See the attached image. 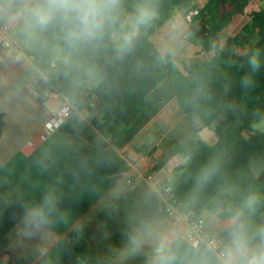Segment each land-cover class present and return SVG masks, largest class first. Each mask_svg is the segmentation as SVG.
<instances>
[{
	"label": "crops",
	"instance_id": "crops-1",
	"mask_svg": "<svg viewBox=\"0 0 264 264\" xmlns=\"http://www.w3.org/2000/svg\"><path fill=\"white\" fill-rule=\"evenodd\" d=\"M183 35L179 40L186 50L184 59L194 58L204 48L189 32ZM16 49L19 61L6 58L0 35V112L5 116L0 199L7 203L0 213V264H60L74 230L83 232L88 243L83 264H144L143 254H121L129 217L163 211V185L177 179V168L190 161L187 155H173L174 145L195 135L213 145L216 124L205 127L195 116L184 114L170 83L164 81L147 96L146 108L124 135L107 147L93 125L96 113L88 110L75 109L48 133L47 123L59 109L40 103L36 80L28 81L26 60L32 54ZM23 83L28 86L18 90ZM98 83L99 78L91 84L95 88ZM157 165L163 166L153 172ZM50 188L60 196L58 209L38 234L29 237L23 210L39 203ZM153 190L151 201L145 202Z\"/></svg>",
	"mask_w": 264,
	"mask_h": 264
},
{
	"label": "trees",
	"instance_id": "trees-1",
	"mask_svg": "<svg viewBox=\"0 0 264 264\" xmlns=\"http://www.w3.org/2000/svg\"><path fill=\"white\" fill-rule=\"evenodd\" d=\"M253 1L207 0L200 8L195 0H159L158 16L134 53L115 61L106 55L98 62L99 83L92 90L98 95L96 107L90 106L87 85L73 101V108L79 112L96 113L93 125L102 136L103 147L124 135L146 108L147 96L164 81L170 83L184 114L195 116L205 127L216 124L215 144L209 145L195 135L173 148V155L184 154L190 158L186 165L177 168L179 177L171 182L173 200L195 215L216 201L238 200L250 187L264 195V170L254 174L256 162L264 165V132L255 130V125L264 121V7L251 13L242 38H232L205 61H191L187 71L173 55L161 61L150 36L177 12L185 15L195 12L188 22L189 36L210 52L213 40L236 18L245 15ZM241 48L245 52L238 54ZM254 52H259L261 60L260 70L255 73L247 63ZM245 77L251 81L248 87L241 84ZM35 90L40 103L45 104L46 92L61 98L66 84L60 78L47 82L36 80ZM4 118L0 112V138ZM212 162L218 165L217 174L196 192L197 177ZM162 166L157 165L153 172ZM6 205L0 199V213ZM162 207L165 211L163 202ZM261 218H264V207L258 212V220ZM88 251L83 232L74 230L60 264H83Z\"/></svg>",
	"mask_w": 264,
	"mask_h": 264
},
{
	"label": "clouds",
	"instance_id": "clouds-1",
	"mask_svg": "<svg viewBox=\"0 0 264 264\" xmlns=\"http://www.w3.org/2000/svg\"><path fill=\"white\" fill-rule=\"evenodd\" d=\"M158 8L159 0H0V35L33 54L26 60L28 81L60 78L65 82V94L47 103L71 109L76 95L99 78L98 62L104 56L115 61L134 53L155 22ZM180 30L177 22L167 39L161 38V61L175 54ZM247 63L251 72H258L259 52L252 53ZM241 84L248 87L251 81L245 77ZM27 86L23 83L17 89ZM217 172L215 162L206 165L196 179L195 191ZM153 195L154 190L147 193L145 202ZM59 203L57 190L50 188L39 203L23 210L29 237L49 223ZM261 207L264 195L250 187L236 201L219 200L203 210V223L196 227L187 210L134 214L129 217L121 254H143L144 264H264Z\"/></svg>",
	"mask_w": 264,
	"mask_h": 264
},
{
	"label": "rangeland",
	"instance_id": "rangeland-1",
	"mask_svg": "<svg viewBox=\"0 0 264 264\" xmlns=\"http://www.w3.org/2000/svg\"><path fill=\"white\" fill-rule=\"evenodd\" d=\"M206 2H207V0H195V4L198 7L204 6L206 4ZM263 7H264V0H255V1L251 2L250 6L248 7V9L246 11V14L236 18L234 20V22L224 32L219 34L213 40V43H212L213 50L210 51V52H206L203 49L194 58L184 59V57H185L184 52L186 50H184V47L182 45L183 41L179 40L178 44L176 46V52L174 54L175 61L180 65V67L184 71H187L191 61H194V60L205 61V60L211 58L214 55V50L216 48L224 47L234 37L242 38V36H243V27L250 21L251 13L253 11L259 10V9H261ZM177 22H179V24L181 26L180 35L182 33L184 35H187L188 32H189V29H188V22L189 21L186 19V15L183 14L182 17H179V15H177V16L174 15L173 18L168 20V23H166V25H164L163 27L161 25L154 32L156 34H153V36H151L152 40H154L157 43H159V46H160L161 38L167 39V34L169 33L172 25L176 24ZM180 35H179V37H180ZM244 52H245V49L241 48L238 51V54H242ZM87 89L89 90V92H91V90L94 89V85L89 84ZM255 130L264 132V121H261V122L257 123L255 125ZM263 170H264V165H262L259 162H256L255 163V167H254V174L255 175H259L260 173H262Z\"/></svg>",
	"mask_w": 264,
	"mask_h": 264
},
{
	"label": "built area",
	"instance_id": "built-area-1",
	"mask_svg": "<svg viewBox=\"0 0 264 264\" xmlns=\"http://www.w3.org/2000/svg\"><path fill=\"white\" fill-rule=\"evenodd\" d=\"M194 13L195 12H191L187 14L186 19L188 21H191ZM2 39H3V47H4V56L8 59L19 61L21 59V55H20V52L16 49L13 40L10 38H6L3 35H2ZM45 95L48 98V100L51 98H55L57 100L60 99L54 93L46 92ZM86 95L90 97V106L95 108L97 100H98V95L92 91L87 92ZM74 110L75 109L73 107L70 109L67 106L59 108L57 114L52 116L49 119L47 123V132L50 133V132H54L55 130H57V128L64 122L65 119H67L70 116V114ZM161 196H162V202L166 206L165 211L179 212L182 210H187L182 204H179L173 200V191L171 187V181H168L163 185ZM187 214L189 217H191V223L193 227H196L197 224L203 223V219L201 215H195L189 210H187ZM192 243L195 244L196 241L192 240Z\"/></svg>",
	"mask_w": 264,
	"mask_h": 264
}]
</instances>
